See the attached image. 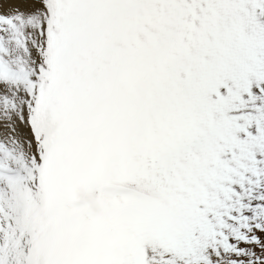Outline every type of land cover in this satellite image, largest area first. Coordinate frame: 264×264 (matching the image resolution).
Wrapping results in <instances>:
<instances>
[{
	"label": "snow or ice",
	"instance_id": "1",
	"mask_svg": "<svg viewBox=\"0 0 264 264\" xmlns=\"http://www.w3.org/2000/svg\"><path fill=\"white\" fill-rule=\"evenodd\" d=\"M0 264H264V0H0Z\"/></svg>",
	"mask_w": 264,
	"mask_h": 264
}]
</instances>
